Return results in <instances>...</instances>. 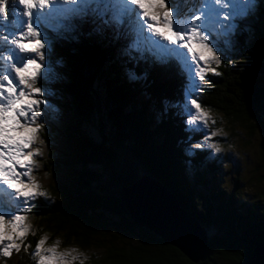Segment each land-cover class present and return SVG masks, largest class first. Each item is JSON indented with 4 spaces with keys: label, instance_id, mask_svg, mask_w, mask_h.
I'll list each match as a JSON object with an SVG mask.
<instances>
[{
    "label": "trees",
    "instance_id": "16d2710c",
    "mask_svg": "<svg viewBox=\"0 0 264 264\" xmlns=\"http://www.w3.org/2000/svg\"><path fill=\"white\" fill-rule=\"evenodd\" d=\"M256 18V31L241 28L234 36V52L219 53L222 61L217 66L218 80H209L198 101L230 121H238L250 134L259 132L263 137L258 147L264 166V4L256 7ZM92 34L98 40L86 41ZM77 37L82 38L79 44ZM127 41L102 24L93 28L85 23L75 39L58 37L52 45L51 56L64 64V75L56 77V73H50L52 80L39 82L50 85L48 99L55 107L52 112L61 115L69 111L77 123L60 129L69 139L65 160L52 159L55 146L48 144L47 162L67 170L69 177L66 183L51 186L52 203L44 197L36 199L39 228L48 231L51 238L62 233L82 247L90 246L101 234L104 236L107 229L127 234L133 242L125 246H117L104 237L110 244L106 258L114 259L111 264H245L255 244H264V194L251 206L235 203L234 193L223 199L222 191H217L213 206L204 207L207 198L201 193L197 194L196 203L189 170L207 163L208 150L190 145L199 136L184 123L180 110L188 80L147 60L129 64L124 43ZM130 67L138 80L128 79ZM100 80L106 109L100 108L94 89ZM101 111L108 118L110 129L107 136L97 141L80 124L82 120L100 117ZM141 174L170 189L207 232L215 229V235H207V254L198 263L190 262L176 248L132 223L117 191ZM208 178L209 174L195 178L206 193ZM209 194L212 196V192ZM105 216L113 218L107 225ZM33 232L25 237L19 253L14 251L10 258L0 256V264H35L32 246L38 239ZM105 240L94 244L105 245ZM24 245H28L27 250Z\"/></svg>",
    "mask_w": 264,
    "mask_h": 264
},
{
    "label": "snow or ice",
    "instance_id": "6c2138e0",
    "mask_svg": "<svg viewBox=\"0 0 264 264\" xmlns=\"http://www.w3.org/2000/svg\"><path fill=\"white\" fill-rule=\"evenodd\" d=\"M251 7L252 0H0V256L20 252L30 230L26 214L32 201L46 197L31 173L33 158L40 154L32 145L43 127L38 121L46 102L37 82L47 75L42 69L51 46L49 33L63 37L85 23L102 24L129 41V64L147 60L178 72L193 85L197 80L207 85L208 73L219 75L211 65L221 63V37L228 43L234 22L247 19ZM127 76L139 79L131 67ZM182 109L193 133L215 123L192 91ZM217 135L212 131L192 147L207 144L219 152L217 144L208 143ZM45 243L44 238L35 243V264L77 260L75 249L59 252L55 246L43 247Z\"/></svg>",
    "mask_w": 264,
    "mask_h": 264
},
{
    "label": "rangeland",
    "instance_id": "374dc122",
    "mask_svg": "<svg viewBox=\"0 0 264 264\" xmlns=\"http://www.w3.org/2000/svg\"><path fill=\"white\" fill-rule=\"evenodd\" d=\"M260 0H252L251 7V15L247 19L237 20L234 22V27L230 30L228 36V43H224V37H221L219 42V47L223 50V52L227 55L231 54L233 51V45L236 46V41L234 36L239 32V29L244 28L247 30L256 31L259 25V19L256 18V7L259 5ZM90 25L94 28L96 24ZM2 31V30H0ZM76 35H80V29L65 33L63 37H71L75 39ZM93 35V36H92ZM91 37H86V41H96L98 40V36L92 34ZM51 46L48 47L45 55L44 65L46 66L43 71H46L47 75L44 78V81L52 80V76L50 73L54 75L56 73V77L59 75H64V64L58 59L51 56V49L54 41L58 37L53 36L49 33ZM79 41L78 44L82 41V38L77 37ZM126 46L128 45V41L124 42ZM124 44H121L122 47ZM217 54L221 57L222 54ZM222 61V58H221ZM39 62V60H38ZM218 65H211L215 69V72L218 71ZM218 75H213L212 73H208L205 79L209 80H218L216 77ZM185 78V77H184ZM102 80V79H101ZM98 81L94 89L98 94L99 105L101 109H106L104 106L105 94L102 89V82ZM38 80L37 86H42V95L41 99L45 100V104L40 106L41 110V118L38 121L43 125L40 129L37 139L35 143L32 145L33 148L39 151V155L35 156L34 159V168L31 173L32 178L35 182L40 185L41 190L46 192V201H50L54 199V195L52 194L51 186H55L59 182L66 183L69 177V173L64 168H57L54 164L47 162L49 159L48 152V144H53L54 152L52 154V159L65 160V154L69 151L68 142L69 139L67 135H64L60 129L64 128V125L77 123V118L72 116L71 112H67L61 115L54 114L52 109H55L54 105L51 104V101L48 99V91L50 85L48 84H40ZM103 81V80H102ZM187 82V81H185ZM208 85V84H207ZM207 85H201L197 80L195 85H193L190 81H188L187 88L183 90V99L185 101V96L188 91L193 92V98L197 99L207 87ZM198 88L199 91H195ZM183 101V104H184ZM199 102V101H198ZM200 103V102H199ZM205 110H207L208 114L212 117V120L215 123H209L207 129H202L200 132H197V136H199V140L191 141L190 145L197 142L203 141L204 135H210L212 131H216L218 133L217 136L212 137L208 143H215L220 148L219 152H214L211 148L205 144L203 147L204 150H208V155L206 157L207 163L201 164L198 168L195 167L190 169V182L195 187V201L199 203V193L203 195L204 207L207 205H215V197H217V191H222V198L226 197L234 193L235 203L240 201L244 205H252L254 201H258L262 198V194H264V166L262 164L260 153H259V143L263 139L262 135L255 131L250 134L248 130L243 127L241 123L238 121H230L228 118H225L223 114L213 111L205 106H202ZM182 109V106L180 107ZM104 111V110H103ZM100 112V117L96 116L93 120L84 121L82 120L80 126L85 131V133L93 138L94 140L99 141L102 137L107 136L109 132L110 126L108 118L105 116L104 112ZM186 119V117L184 116ZM43 141V143H41ZM205 166V168H204ZM207 170V172L205 171ZM197 171V172H196ZM211 172H213V177ZM208 178V190L206 193V189L204 186L195 182V178ZM224 191V192H223ZM212 192V196L209 193ZM219 194V193H218ZM36 200L32 201V206L30 211L26 214V223L30 226L29 235L32 234L33 231L36 232L37 239L44 238L46 243L43 247H52L55 246L57 251L64 252L75 249L73 255L77 256V260L74 261V264H111V261L114 259L106 258L107 249L110 247L108 242L104 239V237L110 238L117 246H125L129 242H133V239L125 233H116L111 229L105 230L104 236L101 234L99 237H96L92 240V244L90 246L82 247L79 243L69 238H66L64 234L54 235L52 238L50 237V233L48 231L41 230L39 225L40 221L37 219L36 211ZM223 201V200H222ZM222 203V202H221ZM223 205V204H222ZM197 207V206H196ZM34 209V210H33ZM201 209V206L199 207ZM105 224L107 225L110 221L113 220L112 217L105 216L104 217ZM44 231V232H42ZM33 232V233H35ZM215 229L212 228L207 232L208 236L212 234L215 235ZM114 234L116 236H111ZM25 239V238H24ZM37 240V241H38ZM101 240H105V245L94 244L99 243ZM36 243V242H35ZM115 246L116 248H118ZM34 252L35 244L32 246ZM110 255V254H109ZM108 255V256H109ZM36 260V257H35Z\"/></svg>",
    "mask_w": 264,
    "mask_h": 264
},
{
    "label": "water",
    "instance_id": "95a60500",
    "mask_svg": "<svg viewBox=\"0 0 264 264\" xmlns=\"http://www.w3.org/2000/svg\"><path fill=\"white\" fill-rule=\"evenodd\" d=\"M117 193L135 226L152 232L192 263H198L205 257L208 247L206 229L160 181L141 174ZM245 264H264L262 242L255 244Z\"/></svg>",
    "mask_w": 264,
    "mask_h": 264
}]
</instances>
